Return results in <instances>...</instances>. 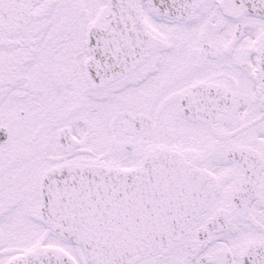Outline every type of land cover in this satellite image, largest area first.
I'll list each match as a JSON object with an SVG mask.
<instances>
[{"label": "flooded vegetation", "instance_id": "obj_1", "mask_svg": "<svg viewBox=\"0 0 264 264\" xmlns=\"http://www.w3.org/2000/svg\"><path fill=\"white\" fill-rule=\"evenodd\" d=\"M141 11L151 49L112 80L87 67L88 33L107 26L110 0H35L4 37L2 231L30 251L51 246L96 264L42 223L43 173L130 169L176 152L205 172L207 194L176 242L136 264H256L245 250L264 243V19L238 0H142ZM212 89L223 104L212 105Z\"/></svg>", "mask_w": 264, "mask_h": 264}, {"label": "water", "instance_id": "obj_2", "mask_svg": "<svg viewBox=\"0 0 264 264\" xmlns=\"http://www.w3.org/2000/svg\"><path fill=\"white\" fill-rule=\"evenodd\" d=\"M105 29L88 35V67L94 76L113 79L133 69L151 48L142 23V0H110ZM264 19V0H238ZM35 0H0V45L21 26ZM236 41L234 38L233 42ZM264 83V53L262 56ZM212 105L224 99L213 94ZM205 172L177 153L156 152L140 167H56L43 174L39 216L58 237L77 245L96 264H134L173 244L208 191ZM241 193L239 192L238 195ZM264 264V244L251 243ZM7 249L0 256L15 253ZM6 264H75L63 251L46 247Z\"/></svg>", "mask_w": 264, "mask_h": 264}, {"label": "rangeland", "instance_id": "obj_3", "mask_svg": "<svg viewBox=\"0 0 264 264\" xmlns=\"http://www.w3.org/2000/svg\"><path fill=\"white\" fill-rule=\"evenodd\" d=\"M10 229V227H9ZM19 247L21 250H28L30 247L19 246V239L16 236L10 237L7 233H3L2 227L0 226V249L8 247ZM0 264H3V257L0 258Z\"/></svg>", "mask_w": 264, "mask_h": 264}]
</instances>
